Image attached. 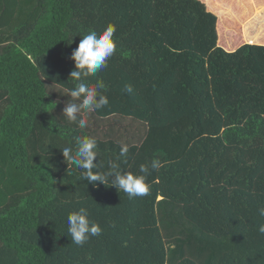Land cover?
Segmentation results:
<instances>
[{
  "label": "trees",
  "instance_id": "trees-1",
  "mask_svg": "<svg viewBox=\"0 0 264 264\" xmlns=\"http://www.w3.org/2000/svg\"><path fill=\"white\" fill-rule=\"evenodd\" d=\"M109 24L116 51L86 78L108 104L80 128L69 57ZM76 136L94 172L147 165L149 194L84 180L61 152ZM80 207L102 231L77 246ZM262 207L264 0H0V264H264Z\"/></svg>",
  "mask_w": 264,
  "mask_h": 264
},
{
  "label": "clouds",
  "instance_id": "clouds-1",
  "mask_svg": "<svg viewBox=\"0 0 264 264\" xmlns=\"http://www.w3.org/2000/svg\"><path fill=\"white\" fill-rule=\"evenodd\" d=\"M115 26L107 25L102 31L89 29L80 37L79 43L72 50L70 59L74 62V70L69 74L74 82V87L65 88L69 97L65 102L62 115L69 123H78L80 128L87 126V119L83 113L95 112L108 104V98L102 94L104 83L97 79L93 84L86 78L95 76L100 70L107 66L108 59L116 51V42L113 39ZM125 92L132 93L131 85H125ZM74 148L64 147L61 149L62 156L67 165H73L76 169L83 170L81 175L89 183L97 182L110 185L122 190L131 199L143 197L149 194L151 185L146 182L149 173L147 165H140L139 173L122 171L115 162L109 163L107 172H94L98 168L94 159L97 157V142L94 138L76 136ZM129 149L126 144L120 147V156L126 157ZM164 164L158 159L151 162V169L158 171ZM94 184V185H95ZM259 214L264 216V207L259 209ZM101 227L89 219V211L86 207H80L69 213L67 217V235L71 242L77 246L83 245L90 237L100 235ZM258 231L264 234V224L259 225Z\"/></svg>",
  "mask_w": 264,
  "mask_h": 264
},
{
  "label": "rangeland",
  "instance_id": "rangeland-1",
  "mask_svg": "<svg viewBox=\"0 0 264 264\" xmlns=\"http://www.w3.org/2000/svg\"><path fill=\"white\" fill-rule=\"evenodd\" d=\"M84 118L91 119L90 116H89V114L84 115ZM125 122H126L125 123V127H126V124H129V120H125ZM99 125H101L100 122H98V125L97 126H99ZM107 127H109V123L107 121H104V123L98 128V138L103 136V139H108V137H106V136L103 135V131H105ZM125 127L123 128V127H117L116 126L115 127V132L112 135V137L113 138H117L119 136H122L121 137V141H122V143H124L125 142V139L127 138V134L126 133L129 132L127 130V128H130V130L133 128V127H127V128H125ZM100 128H102V129H100ZM91 129H94L95 130L96 129V126L91 127Z\"/></svg>",
  "mask_w": 264,
  "mask_h": 264
}]
</instances>
